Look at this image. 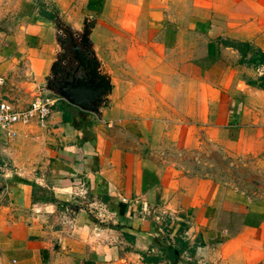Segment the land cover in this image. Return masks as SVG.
I'll list each match as a JSON object with an SVG mask.
<instances>
[{"label": "crops", "instance_id": "obj_1", "mask_svg": "<svg viewBox=\"0 0 264 264\" xmlns=\"http://www.w3.org/2000/svg\"><path fill=\"white\" fill-rule=\"evenodd\" d=\"M41 1L0 0V100L30 102L83 17L112 89L100 118L56 96L0 132V264H264V195L169 152L264 165V0Z\"/></svg>", "mask_w": 264, "mask_h": 264}, {"label": "water", "instance_id": "obj_2", "mask_svg": "<svg viewBox=\"0 0 264 264\" xmlns=\"http://www.w3.org/2000/svg\"><path fill=\"white\" fill-rule=\"evenodd\" d=\"M93 17H83L80 29L56 23V52L40 82L43 94H52L67 104L100 118L109 103L112 84L104 72L90 38Z\"/></svg>", "mask_w": 264, "mask_h": 264}, {"label": "rangeland", "instance_id": "obj_3", "mask_svg": "<svg viewBox=\"0 0 264 264\" xmlns=\"http://www.w3.org/2000/svg\"><path fill=\"white\" fill-rule=\"evenodd\" d=\"M41 3V6L38 7L40 16L52 18L53 12L58 13L59 10L56 6L51 5L48 1L42 0ZM45 9L49 11L47 12ZM35 93L37 92H32L31 97L38 94ZM169 152L172 158L181 159L189 172L201 169L215 180L242 188L247 194L264 195V165H260L255 159H232L220 149H213L210 145L203 146L198 154L194 152L178 154L170 150ZM194 155L201 160V164H195Z\"/></svg>", "mask_w": 264, "mask_h": 264}, {"label": "built area", "instance_id": "obj_4", "mask_svg": "<svg viewBox=\"0 0 264 264\" xmlns=\"http://www.w3.org/2000/svg\"><path fill=\"white\" fill-rule=\"evenodd\" d=\"M2 78H0L1 83ZM57 97L51 94H38L23 107H17L12 102L0 100V132L5 135H11L12 129L16 124H28L36 122L43 124L49 115Z\"/></svg>", "mask_w": 264, "mask_h": 264}, {"label": "trees", "instance_id": "obj_5", "mask_svg": "<svg viewBox=\"0 0 264 264\" xmlns=\"http://www.w3.org/2000/svg\"><path fill=\"white\" fill-rule=\"evenodd\" d=\"M63 121H68V119L66 118V116H63ZM186 228V225L183 223L182 226H180V228L178 229V233H182L183 230ZM176 241H178L177 243H179V247H169V254H170V257H172L173 261H175V259L178 257V255L180 254L181 252V249L186 247V242L183 241V240H179L177 239Z\"/></svg>", "mask_w": 264, "mask_h": 264}, {"label": "flooded vegetation", "instance_id": "obj_6", "mask_svg": "<svg viewBox=\"0 0 264 264\" xmlns=\"http://www.w3.org/2000/svg\"><path fill=\"white\" fill-rule=\"evenodd\" d=\"M55 19V16L53 15V20ZM55 21H57V20H55Z\"/></svg>", "mask_w": 264, "mask_h": 264}]
</instances>
